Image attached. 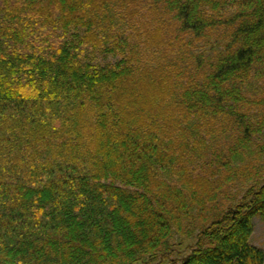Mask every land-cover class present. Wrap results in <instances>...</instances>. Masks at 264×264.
<instances>
[{
  "label": "trees",
  "instance_id": "trees-1",
  "mask_svg": "<svg viewBox=\"0 0 264 264\" xmlns=\"http://www.w3.org/2000/svg\"><path fill=\"white\" fill-rule=\"evenodd\" d=\"M264 0H0V264H264Z\"/></svg>",
  "mask_w": 264,
  "mask_h": 264
},
{
  "label": "rangeland",
  "instance_id": "rangeland-1",
  "mask_svg": "<svg viewBox=\"0 0 264 264\" xmlns=\"http://www.w3.org/2000/svg\"><path fill=\"white\" fill-rule=\"evenodd\" d=\"M250 241L264 250V221L259 216L253 218V231Z\"/></svg>",
  "mask_w": 264,
  "mask_h": 264
}]
</instances>
